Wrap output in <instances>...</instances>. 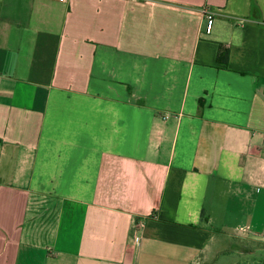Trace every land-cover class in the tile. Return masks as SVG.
<instances>
[{"label":"crops","instance_id":"crops-1","mask_svg":"<svg viewBox=\"0 0 264 264\" xmlns=\"http://www.w3.org/2000/svg\"><path fill=\"white\" fill-rule=\"evenodd\" d=\"M235 236L264 240V0H0V264L256 254Z\"/></svg>","mask_w":264,"mask_h":264},{"label":"rangeland","instance_id":"rangeland-1","mask_svg":"<svg viewBox=\"0 0 264 264\" xmlns=\"http://www.w3.org/2000/svg\"><path fill=\"white\" fill-rule=\"evenodd\" d=\"M235 246L239 247L238 250L241 252L246 251H254L255 255H241L240 253L237 254H225L221 255L217 260L216 263L213 264H224L230 260L236 259V258H242V259H256L257 257H261L264 255V240L262 239H254V238H248L245 236H235L234 238ZM227 253H231L229 250L226 251Z\"/></svg>","mask_w":264,"mask_h":264},{"label":"built area","instance_id":"built-area-1","mask_svg":"<svg viewBox=\"0 0 264 264\" xmlns=\"http://www.w3.org/2000/svg\"><path fill=\"white\" fill-rule=\"evenodd\" d=\"M204 17L207 20V26H206V33H210L212 30L213 20H214V12L210 8H204L202 10Z\"/></svg>","mask_w":264,"mask_h":264},{"label":"trees","instance_id":"trees-1","mask_svg":"<svg viewBox=\"0 0 264 264\" xmlns=\"http://www.w3.org/2000/svg\"><path fill=\"white\" fill-rule=\"evenodd\" d=\"M220 49H221V46H220ZM224 61H226L227 60V52L226 51H224Z\"/></svg>","mask_w":264,"mask_h":264}]
</instances>
